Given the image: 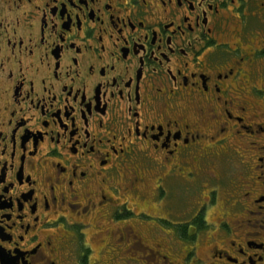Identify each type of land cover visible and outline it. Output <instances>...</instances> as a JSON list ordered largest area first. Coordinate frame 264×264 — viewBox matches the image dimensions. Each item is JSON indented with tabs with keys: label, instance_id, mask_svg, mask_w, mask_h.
<instances>
[{
	"label": "flooded vegetation",
	"instance_id": "af4514ba",
	"mask_svg": "<svg viewBox=\"0 0 264 264\" xmlns=\"http://www.w3.org/2000/svg\"><path fill=\"white\" fill-rule=\"evenodd\" d=\"M89 233L264 264V0H0V264H94Z\"/></svg>",
	"mask_w": 264,
	"mask_h": 264
},
{
	"label": "rangeland",
	"instance_id": "374dc122",
	"mask_svg": "<svg viewBox=\"0 0 264 264\" xmlns=\"http://www.w3.org/2000/svg\"><path fill=\"white\" fill-rule=\"evenodd\" d=\"M227 166H233V165L232 163L231 164L227 163ZM233 167H234L232 169L233 172H226V171L224 172L223 169L214 170L215 177L217 178L216 180H219V179L220 180L222 179V180L219 181V183L217 182L215 183L216 189L219 190V192H217L218 195H217L216 201L218 200L219 201L215 206H213V208L209 210L207 214V219L212 224H219V218L221 217V211L219 210L222 204L221 198L224 197L223 195L224 192L222 191L228 190L230 188L231 185L228 179L232 178L231 177L232 173H235V174L237 173L236 170L234 169H236L238 165L237 166L235 165ZM203 178L204 177H202V179ZM232 188H234V184ZM192 189L193 190L188 195L189 197L199 194V200H201L200 202H202V198L207 197V192L206 190H203L204 185L201 182H199L197 185H194ZM186 206H187V203H186ZM186 206H185L186 209L185 208L183 209V211L185 212L190 208V207L187 208ZM146 210L147 212H150V214L160 213L157 210L155 204L152 203L151 201H150L149 207H147ZM185 218H186L184 219L185 221L186 220L189 221V217H185ZM153 238L145 234L144 236H142V245H141V243H137V242L134 244L131 239L130 241H126L125 239L120 240V238L118 239L115 238L116 240H113V239H108L107 237H99L95 239V238H92V234L89 233L88 243L94 249L91 263H94V264H160V263L165 262V260L162 258L163 255H167L169 258L173 260L176 254L174 255V257L170 255L169 253H171V251L169 249L172 247L171 244H174V243H171L168 241L159 242L163 245V248L160 249V248H157V245L159 243L154 241ZM166 247H167V250L165 249ZM149 248L159 251V254H161V256H158V257L154 256L152 252H148ZM175 249H176L175 251L177 252L178 248L175 247ZM163 264H166V262Z\"/></svg>",
	"mask_w": 264,
	"mask_h": 264
}]
</instances>
